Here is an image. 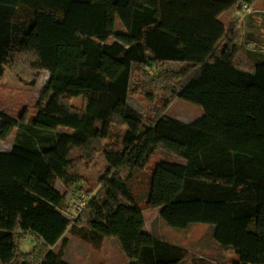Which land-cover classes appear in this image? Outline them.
<instances>
[{
    "label": "trees",
    "instance_id": "16d2710c",
    "mask_svg": "<svg viewBox=\"0 0 264 264\" xmlns=\"http://www.w3.org/2000/svg\"><path fill=\"white\" fill-rule=\"evenodd\" d=\"M252 2L0 0V76L8 69L35 85L49 71L34 119L68 130L52 149L16 142L0 151V264H70L67 239L50 249L68 230L95 246L118 239L128 264H185L184 248L145 232L128 184L160 146L187 164L163 161L152 172L146 207H160L170 228L212 225L232 264H264V56L248 53L235 18ZM107 13L126 32L108 27ZM168 61L185 66L167 69ZM131 78L148 119L127 101ZM176 98L203 116L188 124L166 116ZM24 119L0 110V139ZM100 152L109 165L101 189L71 219L56 181L78 187ZM25 233L41 244L30 253L21 250Z\"/></svg>",
    "mask_w": 264,
    "mask_h": 264
},
{
    "label": "rangeland",
    "instance_id": "374dc122",
    "mask_svg": "<svg viewBox=\"0 0 264 264\" xmlns=\"http://www.w3.org/2000/svg\"><path fill=\"white\" fill-rule=\"evenodd\" d=\"M253 12L251 14L236 13L235 18L242 22L244 30L243 45L251 55V50H257L264 54V0H253ZM107 26L116 32H126L120 19L113 14H108ZM220 21L228 25L229 18L226 14L221 15ZM251 39L262 41L256 44L257 47H251ZM114 40V39H113ZM113 40H110L113 42ZM27 46L33 47L35 43L32 39L26 43ZM249 47L250 50L247 48ZM185 66V63L177 61H168L163 67L172 70H179ZM151 73H156V69H149ZM49 71L42 70V73L35 85H27L21 82L18 77L10 70L5 69L0 76V110L16 119L24 115V121L18 126L7 139H0V150L9 151L14 144L24 143L28 146L38 149H52L57 139L68 130L64 127H48L35 122V113L38 102L42 96V91L49 78ZM135 86L131 78L128 103L133 109H136L145 119L149 118L148 109L142 100L132 95L131 90ZM82 97L73 99L76 107L82 106ZM203 108L176 98L165 111V115L171 118L181 120L183 123H192L203 116ZM123 134V133H122ZM80 155L78 148L74 147L71 152V158ZM163 161L167 162H185L184 159L171 152L157 148L154 156L144 171H137L134 177L128 182L130 191L136 198L137 202L145 209L146 231L155 237L171 244L178 245L187 251L185 264H232L237 260L236 256L226 253L225 249L216 243L213 233L214 227L207 224H193L187 229L179 230L170 228L167 223L160 217L159 208H147L146 199L149 192L150 177L155 170L160 167ZM109 170L104 152H100L97 157V163L86 170L83 180L77 185L80 192L85 193L86 198L90 200L100 189V179ZM166 174L173 177V173ZM55 187L65 195V203L61 211L71 219L77 217L79 206L82 198L70 193V190L62 184L60 180L56 181ZM64 236L50 249L58 253L62 249L63 240L67 239V245L64 248V260L71 264H128L127 256L116 238H108L100 246H95L89 241L84 240L77 231L68 230ZM24 244L21 250L25 253L33 251L34 247L40 243L36 239L25 233L20 245ZM29 251V252H27Z\"/></svg>",
    "mask_w": 264,
    "mask_h": 264
},
{
    "label": "built area",
    "instance_id": "2783aa9c",
    "mask_svg": "<svg viewBox=\"0 0 264 264\" xmlns=\"http://www.w3.org/2000/svg\"><path fill=\"white\" fill-rule=\"evenodd\" d=\"M240 14H251L253 12V6L251 4L248 3H243L242 8L240 9V11H238ZM70 193L74 194L75 196H79L80 198H82V201L80 203V208L78 211V214L85 208L87 207V203H88V198H86L85 193L80 192V190L77 187H74L70 190ZM77 214V215H78ZM238 264H247V263H243L240 262Z\"/></svg>",
    "mask_w": 264,
    "mask_h": 264
},
{
    "label": "crops",
    "instance_id": "0c3cea01",
    "mask_svg": "<svg viewBox=\"0 0 264 264\" xmlns=\"http://www.w3.org/2000/svg\"><path fill=\"white\" fill-rule=\"evenodd\" d=\"M249 42H251V44H250V46L251 47H257V45L256 44H259V46H260V44L262 43V41H258V40H255V39H251ZM263 47H264V45H262ZM249 50H250V48L249 47H247ZM252 52H254V53H252L251 55L254 57V58H259V57H261V56H264V54H262L261 52H256L257 50H251ZM47 71V70H46ZM204 112V111H203ZM204 114V113H203ZM1 151V150H0ZM184 161L185 162H177V163H182V164H187V161L184 159ZM58 190V189H57ZM61 192V191H60ZM160 210H161V208L160 207H158ZM145 209H143V213H145V211H144ZM144 217H145V215H144ZM146 229V221H145V228H144V230ZM146 231V230H145ZM23 246H24V244H22V249H23ZM27 252H29V251H27ZM70 263V262H69ZM71 264V263H70Z\"/></svg>",
    "mask_w": 264,
    "mask_h": 264
}]
</instances>
